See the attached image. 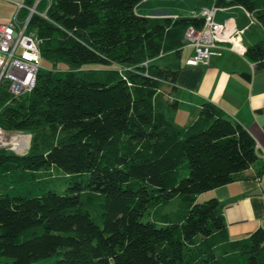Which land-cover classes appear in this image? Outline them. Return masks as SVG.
<instances>
[{
	"label": "trees",
	"instance_id": "1",
	"mask_svg": "<svg viewBox=\"0 0 264 264\" xmlns=\"http://www.w3.org/2000/svg\"><path fill=\"white\" fill-rule=\"evenodd\" d=\"M145 1L40 0L45 17L30 18L53 67L28 93L0 89V128L31 136L25 154L0 150V257L11 264H264L262 228L231 239L222 205L197 200L248 178L253 138L212 103L177 126L156 101L180 70L158 62L179 58L186 29L202 27L194 14L240 7L264 34V0H196L174 19L139 16ZM244 57L264 60V37Z\"/></svg>",
	"mask_w": 264,
	"mask_h": 264
},
{
	"label": "crops",
	"instance_id": "2",
	"mask_svg": "<svg viewBox=\"0 0 264 264\" xmlns=\"http://www.w3.org/2000/svg\"><path fill=\"white\" fill-rule=\"evenodd\" d=\"M182 2L164 0L154 6H146V0L141 6V10H144L141 15L151 17L166 12L177 17L193 14L196 0L188 7ZM19 5L26 6L24 0H0V24L15 19L21 23L27 11L21 9L17 13ZM37 12L45 14L38 9ZM214 16L217 23L239 32L233 35V41L244 52L264 37L260 27L240 7L217 9ZM186 49H191L190 55H184ZM212 52L215 54L211 56L208 65L197 67L185 64L193 55L190 47L185 46L177 60L171 54L164 57L162 60H169L166 64L178 62L180 70L172 85L162 84L156 101L162 113L177 126L188 125L196 118L203 103H212L239 123L253 138L258 162L243 173L248 178L197 197L198 201L215 198L222 205L229 237L240 239L248 237L258 228L264 230V60L249 62L244 52L242 54L233 50L228 44L214 48ZM258 172L260 175L256 179L251 178ZM0 264L11 262L0 257Z\"/></svg>",
	"mask_w": 264,
	"mask_h": 264
},
{
	"label": "built area",
	"instance_id": "3",
	"mask_svg": "<svg viewBox=\"0 0 264 264\" xmlns=\"http://www.w3.org/2000/svg\"><path fill=\"white\" fill-rule=\"evenodd\" d=\"M38 3L39 0H36L30 6H18L17 13L21 9L27 11V16L21 23L15 19L13 22L0 24V89L6 87L13 96L30 92L35 86L37 73L42 68L40 40L34 32L28 31L29 21L33 15L45 17V14L37 12ZM216 11L213 6L201 8L194 16L202 19V27L186 29L183 35L185 46L193 49L192 57L185 62L187 66L208 65L211 56L215 54L212 50L226 44L243 54L244 51L233 41V35L239 32L217 23L214 19ZM166 17L176 18L166 12L151 16ZM18 137L17 133L6 132L0 128V150H12L19 142Z\"/></svg>",
	"mask_w": 264,
	"mask_h": 264
},
{
	"label": "rangeland",
	"instance_id": "4",
	"mask_svg": "<svg viewBox=\"0 0 264 264\" xmlns=\"http://www.w3.org/2000/svg\"><path fill=\"white\" fill-rule=\"evenodd\" d=\"M164 1V0H148V3L145 4L146 6H154L155 4H157L158 2ZM185 3V7H188L189 5L193 4V0H183L182 4ZM168 6H170L168 4ZM165 7V6H164ZM184 10H186V8H184ZM144 13V10H141V8L138 10V15L142 16L141 14ZM191 53V49H186L184 51V55H190ZM169 60L164 59V60H160L159 63L160 64H166L168 63ZM42 67L45 69H51L53 67V65L47 61H43L42 62ZM67 67L65 64L63 63H58L57 66L55 67V69L57 70H65ZM101 67L98 65H83L81 70H97L100 69ZM18 137V144L10 151L14 152L15 154L18 155H22L25 154L28 149H29V145H30V140H31V136L28 134H22V133H17ZM20 139H22V141L20 142ZM205 201V200H204ZM199 202H203V200L201 199V201ZM177 206V201L176 200H172L169 205H168V210H174ZM54 260H56V258L52 257V258H48V259H43L40 261H37L33 264H48L50 262H53Z\"/></svg>",
	"mask_w": 264,
	"mask_h": 264
},
{
	"label": "bare ground",
	"instance_id": "5",
	"mask_svg": "<svg viewBox=\"0 0 264 264\" xmlns=\"http://www.w3.org/2000/svg\"><path fill=\"white\" fill-rule=\"evenodd\" d=\"M21 142V141H20Z\"/></svg>",
	"mask_w": 264,
	"mask_h": 264
}]
</instances>
